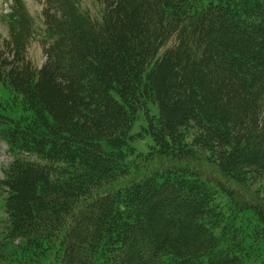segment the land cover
I'll use <instances>...</instances> for the list:
<instances>
[{"label": "trees", "instance_id": "1", "mask_svg": "<svg viewBox=\"0 0 264 264\" xmlns=\"http://www.w3.org/2000/svg\"><path fill=\"white\" fill-rule=\"evenodd\" d=\"M12 1L0 264H264V0Z\"/></svg>", "mask_w": 264, "mask_h": 264}, {"label": "rangeland", "instance_id": "2", "mask_svg": "<svg viewBox=\"0 0 264 264\" xmlns=\"http://www.w3.org/2000/svg\"><path fill=\"white\" fill-rule=\"evenodd\" d=\"M22 4L25 9V16L26 19L29 22L30 28H31V43L29 46V49L27 50L28 56L31 60V62L34 64L35 67H39L41 63L44 61V51H42V46L40 45L41 38L47 39L48 33L45 29V26L43 24V19L41 17V11H42V4L43 0H21ZM74 4L78 7V11L83 16L89 15L92 17L100 16V9L101 7L96 3V0H73ZM10 1H8V8L5 11L2 0H0V43L6 38L7 32H6V22L8 19V16L10 14ZM3 7V8H2ZM6 14V15H5ZM2 88V89H1ZM11 98L8 91L2 86L0 83V104L5 105L7 109L9 108L8 105H6V99ZM4 103V104H2ZM7 103H11V100ZM20 112V108L17 107L16 110H13L11 114L14 115L18 114ZM156 109L153 106H149V114L150 116L156 115ZM146 127V119L143 113H139L137 116V120L135 121L131 134L135 137L134 142L132 143V146L135 148L136 152H141L145 154L149 146L152 144V141L150 137L143 135V129ZM142 134L138 137L137 134ZM191 132L190 134H192ZM7 147L3 142L0 141V173L1 168L10 161V157L6 152ZM1 176V174H0ZM258 189V186L254 187L253 191H256ZM258 196V195H255ZM217 199L222 204H228V201L226 197L222 193H217ZM1 206V204H0ZM2 216V213L0 212V217ZM239 224H242L244 226H249L250 224H254L253 219H251L250 214L245 213L243 215H239L238 223L236 226H239ZM264 248V246H263Z\"/></svg>", "mask_w": 264, "mask_h": 264}]
</instances>
